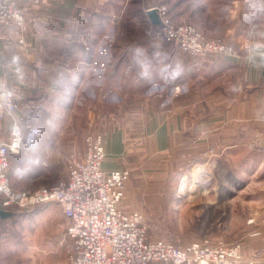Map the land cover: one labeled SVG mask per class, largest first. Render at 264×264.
Returning <instances> with one entry per match:
<instances>
[{
	"label": "crops",
	"instance_id": "crops-1",
	"mask_svg": "<svg viewBox=\"0 0 264 264\" xmlns=\"http://www.w3.org/2000/svg\"><path fill=\"white\" fill-rule=\"evenodd\" d=\"M128 2L42 0L29 13L21 37L9 33L8 55L0 33V92L16 96L15 116L22 123L38 125L45 135L38 147L11 157L23 170L12 179L29 187L44 178L43 172L52 171L60 178V170L67 167L65 152L71 150L69 157L85 144L78 148L75 134L66 128L67 117L97 106L111 110L88 115L90 130L97 131L92 134L101 133L105 139L104 169H130L143 180L138 190L132 182L127 185L122 210L142 212L145 182L164 179L170 166L182 174L199 166L205 176L212 174L213 179L205 181L212 204H236L238 194L231 189L241 185L223 178V173L241 174L248 163L251 180L255 177L258 182L259 173L264 178V32L250 23L246 26L250 32L233 37L241 45L238 57L212 56L203 61L154 40L157 26L148 12L156 7H135L134 2L128 6ZM127 17L132 23L148 19L150 29L131 36L125 27ZM20 38L25 48L18 44ZM51 42L56 44L54 52ZM176 84L184 92L167 111V95ZM13 118L6 114L0 119V142L10 138ZM64 135L67 139L53 147L54 138ZM31 152L38 156H25ZM226 189L231 192L228 198ZM253 199L264 207V195ZM263 213L256 212L251 218L257 222L246 224L258 238L245 248L243 257L254 264H264V223L258 221Z\"/></svg>",
	"mask_w": 264,
	"mask_h": 264
},
{
	"label": "rangeland",
	"instance_id": "rangeland-1",
	"mask_svg": "<svg viewBox=\"0 0 264 264\" xmlns=\"http://www.w3.org/2000/svg\"><path fill=\"white\" fill-rule=\"evenodd\" d=\"M133 2L135 7L144 5L146 9L153 6L157 10L162 9L175 25H192L205 37L225 42L236 51V55L233 57H238L241 53V45L233 38L234 36L237 37L236 34L250 32L251 30L246 29L250 23L264 32V0H129L127 5H131ZM34 9L31 8L27 13L26 22L29 13ZM127 18L129 19L125 27L130 30L131 36H141L145 33L143 31L150 29L148 19L143 21L142 17L140 21H133L134 23H132L130 22L131 18ZM143 25L146 26V29ZM25 29V26L21 29H0L1 38H3L1 46L6 49L7 55L9 53V41L12 38L9 37L11 35L9 33H18L21 37ZM230 29L235 30L234 35L228 34ZM147 33H151V31ZM82 36L81 39L86 40ZM18 44L25 48L23 38L18 40ZM53 45L54 43L51 42L52 52L56 48H54L56 44ZM46 50L50 51V45L46 46ZM167 52L169 53V51ZM109 111L111 110L108 108L102 110L97 106H90L88 109L75 110L67 117L69 124L66 128L72 129L78 148L82 147L90 135H102L101 133L92 134V132L97 131L93 127L90 130L88 115L95 112L106 115ZM70 134L72 135V133ZM65 135L54 138L55 142L53 141L52 146L58 148L61 143L58 141L63 142L67 139ZM68 149L66 148V150ZM69 152H65V163H67ZM25 156L32 159L34 156H38V153H26ZM16 161L11 160L10 174L12 186L17 191L33 192L42 185H57L66 177L65 167V169L60 170V178L58 179L52 171H48L46 174L43 172L44 178L35 184L33 183V186L16 185L12 178L20 175L19 170L23 174L19 162ZM248 166V163L243 164L241 174L225 172L222 175L223 178L226 177L228 180L241 185V187L231 189L233 193L238 194L235 197L236 204H229V201L220 206L212 204L211 190H205V181L212 180V174L206 173L205 176V172L199 170V166L197 170L186 174L177 171V167L172 169L170 166L168 169L171 171L163 173L164 179L145 182L148 188L141 190L143 211L137 212L144 214L151 230V238L168 240L176 244H191L205 240L214 245L221 243L228 246L240 245L242 252H244L245 248L247 249L248 245L253 242L252 240L258 238L251 235L253 232L248 231L250 224H246L256 223L257 220L251 217L256 212L264 211V207L257 206L253 202L254 197L264 195V178L262 173H259L258 182H255V177L251 180ZM176 171L177 173H175ZM130 175L127 185L132 182L133 188L138 190V184H143V180H139L137 175L132 174L131 171ZM182 175H186L185 179L181 178ZM41 183L45 184L40 185ZM34 185L37 186L34 187ZM225 191L228 198L231 192L228 189ZM148 199L151 204L148 203ZM4 210L17 212V215L9 221L6 220L5 223H0V264H72L70 260L72 242L66 235L69 220L65 217L59 204L50 203L30 209L11 208ZM258 221L264 223V213L260 215ZM245 229L248 233L242 235L241 232Z\"/></svg>",
	"mask_w": 264,
	"mask_h": 264
},
{
	"label": "built area",
	"instance_id": "built-area-1",
	"mask_svg": "<svg viewBox=\"0 0 264 264\" xmlns=\"http://www.w3.org/2000/svg\"><path fill=\"white\" fill-rule=\"evenodd\" d=\"M42 0H0V29L25 26L31 8ZM161 24L152 34L158 42L190 57L207 60L212 56L233 57L236 51L219 39L205 37L189 24L175 25L166 12L158 9ZM181 84L167 95L170 111L183 94ZM19 100L0 92V119L13 115L7 141L0 142V206L4 209H30L57 203L69 220L67 237L72 242V264H254L243 257L240 245H214L209 241L176 244L151 238L148 222L141 212L127 213L121 208L130 170L104 169L106 146L102 135L86 138L81 152L68 157L66 177L54 186L17 191L11 183V157L40 145L45 137L41 128L22 123L16 113Z\"/></svg>",
	"mask_w": 264,
	"mask_h": 264
},
{
	"label": "water",
	"instance_id": "water-1",
	"mask_svg": "<svg viewBox=\"0 0 264 264\" xmlns=\"http://www.w3.org/2000/svg\"><path fill=\"white\" fill-rule=\"evenodd\" d=\"M149 18L154 26H159L161 24L158 10L154 8L148 12ZM17 215V212L7 211L0 206V219H7L11 216Z\"/></svg>",
	"mask_w": 264,
	"mask_h": 264
}]
</instances>
